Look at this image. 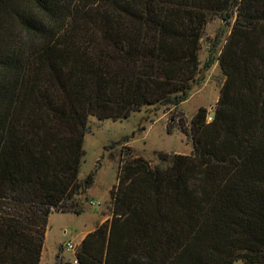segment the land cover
Returning a JSON list of instances; mask_svg holds the SVG:
<instances>
[{
  "label": "trees",
  "instance_id": "obj_1",
  "mask_svg": "<svg viewBox=\"0 0 264 264\" xmlns=\"http://www.w3.org/2000/svg\"><path fill=\"white\" fill-rule=\"evenodd\" d=\"M218 14L225 78L210 122H180L192 153L124 155L111 219L55 264H264V0H0V264H40L49 215L83 211L91 115L188 99Z\"/></svg>",
  "mask_w": 264,
  "mask_h": 264
},
{
  "label": "rangeland",
  "instance_id": "obj_2",
  "mask_svg": "<svg viewBox=\"0 0 264 264\" xmlns=\"http://www.w3.org/2000/svg\"><path fill=\"white\" fill-rule=\"evenodd\" d=\"M233 23L234 17L224 18L218 14L205 26L200 41L199 80L193 84L188 99L179 106L144 105L121 119L89 117L79 175L85 183L86 177L93 173V181L90 184L86 182L83 211L79 214L52 212L49 215L40 264H55L56 254L61 247L64 260L73 261L80 237L111 219L113 208L110 192L117 184L124 155L143 156L153 165H165L158 156L159 152L192 153L191 136L182 130L180 122L189 130L199 108L204 107L207 113H213L225 78L217 57ZM210 58L211 66L205 68ZM170 124L172 128L169 131ZM68 241L75 245L74 251L66 249ZM233 264L244 262L235 260Z\"/></svg>",
  "mask_w": 264,
  "mask_h": 264
},
{
  "label": "built area",
  "instance_id": "obj_3",
  "mask_svg": "<svg viewBox=\"0 0 264 264\" xmlns=\"http://www.w3.org/2000/svg\"><path fill=\"white\" fill-rule=\"evenodd\" d=\"M212 118H213V114H211V113L208 112V113H207V116H206V121H207V122H210V121L212 120ZM66 249H67L68 251H74V250H75V245H73V244L71 243V241H68V242L66 243ZM73 262L76 263L77 261L74 259Z\"/></svg>",
  "mask_w": 264,
  "mask_h": 264
},
{
  "label": "crops",
  "instance_id": "obj_4",
  "mask_svg": "<svg viewBox=\"0 0 264 264\" xmlns=\"http://www.w3.org/2000/svg\"><path fill=\"white\" fill-rule=\"evenodd\" d=\"M87 233H88V232H87ZM87 233H84V234L80 237V239L78 240V243L84 238V236H85ZM62 251H63V248L61 247V249L57 252V254H58V253H61V254L63 255L64 251H63V253H62ZM57 254H56V256H57Z\"/></svg>",
  "mask_w": 264,
  "mask_h": 264
},
{
  "label": "water",
  "instance_id": "obj_5",
  "mask_svg": "<svg viewBox=\"0 0 264 264\" xmlns=\"http://www.w3.org/2000/svg\"><path fill=\"white\" fill-rule=\"evenodd\" d=\"M84 186L86 187V182L84 183Z\"/></svg>",
  "mask_w": 264,
  "mask_h": 264
}]
</instances>
